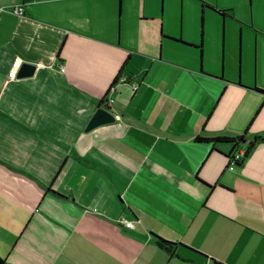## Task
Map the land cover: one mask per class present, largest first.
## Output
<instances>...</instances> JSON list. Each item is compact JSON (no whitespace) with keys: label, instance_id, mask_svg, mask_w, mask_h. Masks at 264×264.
Listing matches in <instances>:
<instances>
[{"label":"crops","instance_id":"0c3cea01","mask_svg":"<svg viewBox=\"0 0 264 264\" xmlns=\"http://www.w3.org/2000/svg\"><path fill=\"white\" fill-rule=\"evenodd\" d=\"M263 91L264 0H0V257L264 264V143L196 140L264 137Z\"/></svg>","mask_w":264,"mask_h":264},{"label":"trees","instance_id":"16d2710c","mask_svg":"<svg viewBox=\"0 0 264 264\" xmlns=\"http://www.w3.org/2000/svg\"><path fill=\"white\" fill-rule=\"evenodd\" d=\"M123 70L119 72L117 75L114 83L122 76ZM264 92V91H263ZM104 102V101H103ZM102 102V105H103ZM247 132L241 135L237 136H222V137H215V138H206L198 136L196 138L197 142H207L211 143L215 149L217 144H229L231 145V150L227 154L228 158L234 157L233 154L238 152L239 150H244V156L241 160L237 161L236 166H242L245 160L248 158V156L251 154V152L254 150L256 145L260 143H264V137L256 135L252 141H247ZM159 243L163 245L164 247H173L175 244L171 242H167L165 240L159 239ZM215 264H222L220 262H217L216 260H213ZM0 264H5V261L0 257Z\"/></svg>","mask_w":264,"mask_h":264},{"label":"water","instance_id":"95a60500","mask_svg":"<svg viewBox=\"0 0 264 264\" xmlns=\"http://www.w3.org/2000/svg\"><path fill=\"white\" fill-rule=\"evenodd\" d=\"M36 70H37L36 65L31 64L29 62H22L17 72V78L22 79V78L31 77L35 74ZM115 121H116V117L110 111V109L99 107L97 108L93 117L89 121L86 127V131L87 132L91 131L94 128L99 127L101 125L115 123Z\"/></svg>","mask_w":264,"mask_h":264},{"label":"built area","instance_id":"2783aa9c","mask_svg":"<svg viewBox=\"0 0 264 264\" xmlns=\"http://www.w3.org/2000/svg\"><path fill=\"white\" fill-rule=\"evenodd\" d=\"M13 12H15V14H19V15H23L24 14V9L23 7H17L13 9ZM22 59L17 57L11 67L10 72L8 73V78L9 79H16L17 78V72L18 69L20 68L21 64H22ZM61 71L64 72L65 68L61 66ZM125 80L124 78H120ZM136 88V87H135ZM114 90V85L111 86V88L109 89V91H113ZM114 103V99L110 98V97H106L104 102H103V108L109 109L111 107V105ZM117 119H120L119 116H116ZM234 157L230 158V162H229V168L233 169L236 164L237 161L241 160L244 156V150H239L238 152H236L235 154H233ZM125 222V227L126 228H132L133 227V223L131 221H126L123 220Z\"/></svg>","mask_w":264,"mask_h":264}]
</instances>
